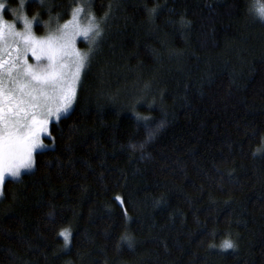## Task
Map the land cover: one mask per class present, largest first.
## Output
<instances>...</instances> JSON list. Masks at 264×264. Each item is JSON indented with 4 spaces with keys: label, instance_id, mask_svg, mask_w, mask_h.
Instances as JSON below:
<instances>
[{
    "label": "trees",
    "instance_id": "trees-1",
    "mask_svg": "<svg viewBox=\"0 0 264 264\" xmlns=\"http://www.w3.org/2000/svg\"><path fill=\"white\" fill-rule=\"evenodd\" d=\"M25 5L36 34L82 6L104 35L2 187L0 264H264V0Z\"/></svg>",
    "mask_w": 264,
    "mask_h": 264
},
{
    "label": "snow or ice",
    "instance_id": "snow-or-ice-1",
    "mask_svg": "<svg viewBox=\"0 0 264 264\" xmlns=\"http://www.w3.org/2000/svg\"><path fill=\"white\" fill-rule=\"evenodd\" d=\"M39 3L43 7L44 0ZM5 7L0 3V9ZM24 8L26 5L21 0L20 8L14 13L17 20L23 22V31H17L14 23L0 17V186L5 184L6 177L19 178L22 169L33 168V153L44 147L40 136L48 132L50 119L59 120L71 107L76 83L90 59L88 54L82 55L75 50V36L91 34L92 43H95L102 35L92 14L88 26H80L79 16L84 12L81 6L73 10V18L58 30V34L37 39L32 32V21L22 14ZM259 14L264 23V8L259 9ZM9 40L17 47L13 49ZM29 51L37 62L35 65L24 59ZM136 119L143 122L147 139L158 132L159 127L152 128L149 118L137 116ZM138 147L143 148V144ZM60 235L68 239L66 232ZM222 248L233 249L234 244L226 240Z\"/></svg>",
    "mask_w": 264,
    "mask_h": 264
},
{
    "label": "rangeland",
    "instance_id": "rangeland-1",
    "mask_svg": "<svg viewBox=\"0 0 264 264\" xmlns=\"http://www.w3.org/2000/svg\"><path fill=\"white\" fill-rule=\"evenodd\" d=\"M16 1H17L18 5H17V7H15L13 9L12 7L9 6L10 0H0V3H3L6 6L4 9H0V17H2L4 20L8 21V23H14L16 25V30L17 31H23L24 30L23 29V22L20 21V20H17L16 15L14 14V13H17V10L20 8L21 0H16ZM27 1H30V0H24V3H26ZM22 14L25 15L27 17V19L32 21V32H33V35L37 39H45L49 35L58 34V30L62 29L63 26L73 18V12L71 13L70 17L67 20L63 21L62 23L57 22L56 20L53 19V17H51L48 21L39 23L40 29H43V31H41L40 34H36L35 31H34L35 30L36 21L33 18L28 17L24 13V9L22 11ZM90 14H92V13L90 11H88V10H85V9H84V12L82 14H80V16H79V24H80V26L82 28H85V27L88 26V24H89V15ZM100 28H101V26H100ZM103 35H104V32L102 31L101 37L97 38L95 43H92L91 34L88 37L84 36L83 34H79V35L75 36V42H74L75 50H77L82 55L88 54L89 57H90V59L87 62V66H88L89 61L91 60V57H92V54H93L94 50L101 43ZM9 43L11 44V47L13 49L17 47V45L15 43H13L11 40H9ZM90 48H91V51H90ZM12 55L15 56L16 52L13 51ZM5 58H7V57H5ZM24 59H27V62L29 64L35 65L37 63L36 60L34 59V57L32 56L30 51L27 53V55L24 57ZM44 63H46V61H44ZM87 66L81 71L80 80L76 83V86H75L76 95H77V91H78V88H79V84H80L82 75H83L84 71L87 69ZM76 95H75V98H74V100L72 102V105L69 108V110L67 112L63 113L61 115V117L67 115L72 110V108L74 106V103H75ZM55 121H57L55 119V117L51 118L50 122H49V126H50V124L52 122H55ZM49 126H48V129H49ZM47 136H48V132L46 134H41L40 143H42L44 145V147L37 148L34 151V153H33V157H34L35 152L41 151V150H43V149H45L47 147L45 141H43V139L45 137H47ZM32 169H22L21 170V175L23 173H27V172L31 171ZM7 179H18V178H13V177L8 176V177H6V180ZM2 187L3 186H0V192H2ZM0 197H1V195H0Z\"/></svg>",
    "mask_w": 264,
    "mask_h": 264
}]
</instances>
